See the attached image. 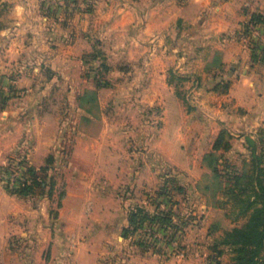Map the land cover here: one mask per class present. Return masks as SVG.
Wrapping results in <instances>:
<instances>
[{
    "label": "crops",
    "instance_id": "0c3cea01",
    "mask_svg": "<svg viewBox=\"0 0 264 264\" xmlns=\"http://www.w3.org/2000/svg\"><path fill=\"white\" fill-rule=\"evenodd\" d=\"M8 1V23L0 31V46L4 47L0 48V80L10 75L9 86L14 91L62 90L63 86L56 83L58 75L67 77V69H74L81 54L90 51L91 39L111 43L121 39L120 55L128 66L136 67L141 80L130 86L147 93L141 104L163 109L164 121L172 107L184 108L175 88L166 82L170 72L188 82L197 79L196 89L206 97L200 103L202 108L218 112L226 103L241 109H264V65L260 59L254 60L241 32L253 15L264 16V0ZM38 69L44 71L47 83H32L31 73ZM224 82L229 87L221 92ZM67 88L81 91L80 87ZM55 107L49 100H22L12 101L9 110L0 100V166L15 151L23 150L32 166H41L49 156L58 154L57 120L49 117ZM81 120L87 125L93 123V117ZM77 137L79 142L73 150L77 163L72 168L79 174L69 181L54 217L42 204L37 209L0 191V236L11 233L37 241L30 261L14 259L12 264H174L173 260L162 263L155 255L133 249L135 246L129 245L132 235L125 232L129 228L128 205L135 201L134 186L141 182L144 172L156 173L155 165L150 164L157 156L155 149L131 183L116 178L117 172L129 165L114 161L116 154L110 148L93 147V130ZM178 151L185 156L183 147ZM159 153L169 155V162L189 172L170 153ZM84 167L93 169L97 176L85 179L80 174ZM123 191L128 197L131 193V202L121 196ZM1 250L8 251L6 247ZM16 250L11 245L15 258Z\"/></svg>",
    "mask_w": 264,
    "mask_h": 264
},
{
    "label": "rangeland",
    "instance_id": "374dc122",
    "mask_svg": "<svg viewBox=\"0 0 264 264\" xmlns=\"http://www.w3.org/2000/svg\"><path fill=\"white\" fill-rule=\"evenodd\" d=\"M10 5L8 0H0V31L8 23ZM261 26L257 41H262L264 37V25ZM244 31L245 24L241 28L243 39L246 35ZM244 40L248 44L247 40ZM121 46V39H114V43L108 42L107 39H91L90 51L81 54V60L75 64L74 69H67V77L58 75L56 83H60L63 89L55 92L33 91L23 94L11 89L10 75L3 76L0 80V91L3 92H0V100L10 107L9 110L12 101L22 100L44 99L56 106L50 109L49 117L57 120L55 128L58 127L59 134L56 147L59 152L53 154L54 161L49 170L44 172L41 169L47 165L46 161L41 166H32L23 150L15 151L6 158L5 164L0 166V191L13 195L37 209L42 204L54 217L67 192L69 181L77 178L79 174L72 168L73 164L77 163V156L73 153L79 142L77 135L81 136L82 132L93 130L96 134L93 147L96 150L110 148L116 154L112 156L114 161L129 165L130 167L117 172L116 178L121 179L120 181L127 179L131 183H135L136 172L140 166L148 164L151 149H155L157 156L152 155L153 163L150 164L155 165L156 173H143L141 182L134 186L135 201L128 205V209L142 205L146 210L153 212L159 203V211L172 209L173 223L178 225V229L167 228L162 232L158 227L164 236V242L159 245L153 235L146 234L144 237L136 231L129 245L137 247L133 249L144 255L157 256L162 263L173 260L174 264H215L216 253L211 248L214 241L226 230L241 225L245 219L237 218L230 200L219 190L216 191L212 171L205 165L203 158L212 151L213 143L221 131L226 130L231 134L232 147L228 151L220 152L217 157L220 179L226 185L227 174L237 169L243 170L244 163L250 159L246 137L264 145V109H241L226 103L218 108V112L202 108L200 103L206 97L204 92L197 91V79H190L188 82L179 74L170 72L166 82L175 88L184 108L180 110L172 107L168 120L164 121L163 109L160 106L149 107L145 102L141 104L140 101L144 100L147 93L134 91L136 86H130L133 83H141V80L137 77L136 67L128 66L120 55ZM247 46L252 50V54L255 51L257 55L251 44ZM0 48L4 49L1 46ZM4 53L10 55L7 51ZM133 56L134 54L132 59ZM259 61L264 65L263 59ZM73 70L75 74L72 73ZM31 80L32 83L42 85L47 83V76L44 71L38 69L31 73ZM68 86L80 87L81 91L71 92L67 90ZM85 89L89 91L83 92ZM77 102H80L81 106H77ZM83 117H93V123H81ZM194 118L197 120L194 121ZM180 147L184 148L185 156L178 154ZM159 152L170 153L180 165L187 166L189 172H183L167 160L169 155L164 156ZM16 166L25 170L17 171ZM29 168L34 169L36 173H29ZM10 171L11 176L16 173L15 176L20 177L17 187H11V181L6 178ZM80 172L85 179H92L98 174L87 167ZM173 178L177 181L176 184L183 188L184 194L172 191L169 197H159L158 192L163 183ZM34 179H37L41 186H34L29 196L21 197L14 193L26 184L33 185ZM206 186L209 188L204 189ZM121 196L129 198L131 202V193L128 197L123 191ZM213 226L217 228L216 231H213ZM36 243L34 237L11 236V233L0 236V264H12L14 259L30 261L35 255L33 246ZM11 245L13 248L17 247L14 253L17 258L11 254ZM4 247L8 251H2L1 248ZM230 257L231 254L227 251L219 260L229 263Z\"/></svg>",
    "mask_w": 264,
    "mask_h": 264
},
{
    "label": "trees",
    "instance_id": "16d2710c",
    "mask_svg": "<svg viewBox=\"0 0 264 264\" xmlns=\"http://www.w3.org/2000/svg\"><path fill=\"white\" fill-rule=\"evenodd\" d=\"M252 22L263 23L264 16L255 14L251 17ZM255 52V51H254ZM253 52L254 60H264V55H256ZM221 92H226L229 83H221ZM232 136L226 130L221 131L216 137L212 151L205 154L203 161L213 174L216 191L223 193L227 200H230L232 207L236 210L237 218L245 219L238 226L226 230L221 237L216 239L212 250L216 253L215 264H264V145L246 137V144L249 147L250 159L244 163L243 170H234L227 174L228 182L224 185L218 165V154L230 150ZM54 161L53 156L46 160L47 165L41 169L46 172ZM29 173L35 174V170L29 168ZM36 178V177H35ZM175 178L167 179L159 189L158 195L169 197L172 191L184 194L183 188L176 184ZM171 183V184H170ZM41 186L37 180L33 185H24L14 193L21 197L29 196L34 186ZM206 186L204 189H208ZM170 198H168L169 201ZM170 202V201H169ZM159 203L155 211H149L142 205L129 212V228L125 230L126 235H133L145 224L157 225L162 229L176 228L173 223L174 213L170 208L168 211H159ZM213 231L216 227L213 226ZM141 246V243H139ZM227 249V250H226ZM229 251L231 254L229 263H222L219 257Z\"/></svg>",
    "mask_w": 264,
    "mask_h": 264
},
{
    "label": "built area",
    "instance_id": "2783aa9c",
    "mask_svg": "<svg viewBox=\"0 0 264 264\" xmlns=\"http://www.w3.org/2000/svg\"><path fill=\"white\" fill-rule=\"evenodd\" d=\"M261 25H264V24L263 23L252 22L251 19H249L247 22H245V31H244V33H246L244 39L247 40L249 45L250 44L252 45L251 48L254 47V50H256L257 54L260 55V56H261V53L264 51V37H263L262 41H260V40L257 41L256 39H258V37H260V35H258V34H260L259 31H260V29L262 27ZM15 170L21 171V170H25V169H23L22 167L16 166ZM15 174L16 173H14L11 176V171H10L6 175V178H8L11 181L10 182L11 187H17V185L20 184V182L18 181L20 179V177L17 178L15 176ZM158 227L159 226H157V225L156 226H154V225H150V226L149 225H144L143 227H141V228H139L137 230V233L142 234L144 237H145L146 234L149 235V236L153 235L154 238L156 239V244L159 245L160 242H164V239H163L164 236H163V233H162L164 229L160 228V230L162 231V232H160ZM158 230H159L160 233L158 232ZM159 235L162 236V237H160ZM156 236H157V238H156Z\"/></svg>",
    "mask_w": 264,
    "mask_h": 264
}]
</instances>
